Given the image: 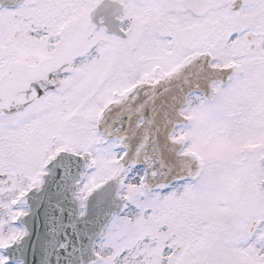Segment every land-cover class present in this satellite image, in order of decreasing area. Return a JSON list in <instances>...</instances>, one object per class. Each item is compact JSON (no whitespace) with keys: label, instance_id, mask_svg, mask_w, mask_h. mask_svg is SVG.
Segmentation results:
<instances>
[{"label":"snow or ice","instance_id":"obj_1","mask_svg":"<svg viewBox=\"0 0 264 264\" xmlns=\"http://www.w3.org/2000/svg\"><path fill=\"white\" fill-rule=\"evenodd\" d=\"M0 264H264V0H0Z\"/></svg>","mask_w":264,"mask_h":264}]
</instances>
